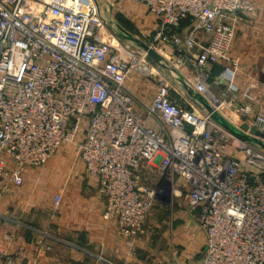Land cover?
Instances as JSON below:
<instances>
[{"label":"built area","instance_id":"2783aa9c","mask_svg":"<svg viewBox=\"0 0 264 264\" xmlns=\"http://www.w3.org/2000/svg\"><path fill=\"white\" fill-rule=\"evenodd\" d=\"M121 1L146 8L156 21L153 49L177 68L191 62L192 87L240 136L173 96L164 79L149 100L135 96L138 55L104 21L117 1L103 9L99 0H0V193L72 147L74 163L97 182L103 218L116 220L130 245L145 234L154 204L170 203L204 235L200 264H264V110L255 106L263 86L254 80L241 90L231 58L239 17L254 16L255 3ZM219 63L226 87L218 95L209 76ZM61 202L56 195V209ZM38 247L50 250L41 240Z\"/></svg>","mask_w":264,"mask_h":264},{"label":"crops","instance_id":"0c3cea01","mask_svg":"<svg viewBox=\"0 0 264 264\" xmlns=\"http://www.w3.org/2000/svg\"><path fill=\"white\" fill-rule=\"evenodd\" d=\"M114 1L118 8L132 6L130 12L139 7L146 9L141 5L134 8L135 4L127 1ZM253 2L257 7L256 14L239 17L231 58L239 61L236 84L241 90L254 80L263 86L255 106L264 110V0ZM188 25V20L183 21L181 29L185 30ZM154 27L156 29V24ZM225 65L216 64L210 71L209 83L216 87L218 94L226 87L219 81ZM182 69L187 72L184 78L192 86L195 77L192 63L188 62ZM133 89L136 90L135 85ZM182 100L188 106L194 104L187 93ZM60 156L62 154H57L48 166L27 170L20 188L11 193H0V252L3 250L12 257L14 264H200L204 235L188 211L182 209L176 215V226L170 233L169 251L173 249L174 256L147 262L132 254L119 223L103 218L105 204L97 197L95 178H89L82 166L73 172L70 155L66 161ZM58 168L62 175L55 177ZM158 177L157 173H152L154 180ZM58 194L62 195V202L56 209L54 197ZM49 200L48 207L46 202ZM7 236L11 240H7ZM40 240L43 246L50 247L49 251L38 252ZM138 248L144 251L142 239L137 241ZM0 264H4L1 255Z\"/></svg>","mask_w":264,"mask_h":264},{"label":"rangeland","instance_id":"374dc122","mask_svg":"<svg viewBox=\"0 0 264 264\" xmlns=\"http://www.w3.org/2000/svg\"><path fill=\"white\" fill-rule=\"evenodd\" d=\"M99 1L101 7L105 9L107 6V0H99ZM131 7L132 6H130L129 9L124 7L123 8L116 7V9L110 11V13H107L106 15L108 16L109 14V17L116 22V26L117 28H119V31H122L127 34V36L125 35L123 38L120 39L117 38V39L123 42L125 48L135 50V52L138 55L137 61L140 62L138 65V69L133 71L132 77L130 79V83L132 82L131 88L135 96L145 102L146 100L149 99L148 97L149 93H151V91L158 85L160 80L164 79L170 85V89L173 96L178 97L182 100V97L185 96L186 91L181 86L179 79L177 77L171 76L167 70L152 65L147 60V57H144V54L146 55V53L142 49L137 47L136 44L131 40L132 38H137L141 42L153 48L151 44L155 30L154 26L156 24V22L153 21L154 19L152 18V15L146 9L144 10L139 7V9L137 8V10L130 12V10L133 9ZM133 7L136 8L138 6L135 5ZM168 62L171 65H173L172 62L170 61ZM142 67H146L148 70L142 71L141 69ZM173 67L177 69L178 74H181L182 76L186 75L187 72H185L182 68L181 69L177 68L174 65ZM133 85L136 86V90L133 89ZM212 91L218 94L215 86H212ZM227 122L232 126L233 129H237L234 123H231L229 121ZM253 130H255V128H253ZM233 136L236 139H238V137H236L234 134ZM233 140L234 139H232V141ZM230 152L235 153V155H237L243 160L246 158L244 153H242L240 150L234 147L230 149ZM59 154H62V156H60L59 158L64 161H66V157L70 155L69 156L71 157L70 170H73V172L76 170V168L80 166L83 167V165L81 163H78L77 161L76 164L74 163L76 152L72 147H65L58 153V155ZM53 160L54 159H52L47 164V166ZM73 163L74 165H72ZM73 166L74 168L72 169ZM56 171L57 172L55 174V177L61 174L60 173L61 168H58V170ZM49 203L50 200L46 202V205L48 207H49ZM181 211L183 210L177 204H170V203L154 204L147 220V224L145 227V234L138 239V240L142 239L144 251H141V249L139 248L137 249L138 240H136L134 244L131 245L132 254L139 255L140 258H143L147 262L153 261L152 263L157 262L158 258H161L162 256L166 258H170V255L174 256L175 254L174 250L171 249L170 250L171 253L169 251V241L172 240L170 239V233L172 232V229L176 226L175 217ZM144 242L146 244V247L144 246ZM128 243L130 242L128 241Z\"/></svg>","mask_w":264,"mask_h":264},{"label":"water","instance_id":"95a60500","mask_svg":"<svg viewBox=\"0 0 264 264\" xmlns=\"http://www.w3.org/2000/svg\"><path fill=\"white\" fill-rule=\"evenodd\" d=\"M105 23L107 26L114 32L117 38H123L126 33L119 31V28L116 26V22L109 18H104ZM137 47L142 49L146 53L147 60L154 66L163 68L169 72V74L173 77H177L180 81L181 86L185 89L188 97L192 100V102L200 107L204 108L206 111L209 112L211 120L216 123L217 125L221 126L222 128H225L235 136H240L235 129L232 128V126L218 113L215 112L211 106L208 104V102L205 100V98L196 92L194 88L189 84V82L182 76L181 74H178V71L176 68H174L158 51L151 48L147 44L141 42L137 38L131 39ZM244 128H248V125H244Z\"/></svg>","mask_w":264,"mask_h":264},{"label":"bare ground","instance_id":"6f19581e","mask_svg":"<svg viewBox=\"0 0 264 264\" xmlns=\"http://www.w3.org/2000/svg\"><path fill=\"white\" fill-rule=\"evenodd\" d=\"M111 40H112L113 44L117 45L118 41L115 38H112ZM141 69H142V71L148 70L146 67H142Z\"/></svg>","mask_w":264,"mask_h":264},{"label":"trees","instance_id":"16d2710c","mask_svg":"<svg viewBox=\"0 0 264 264\" xmlns=\"http://www.w3.org/2000/svg\"><path fill=\"white\" fill-rule=\"evenodd\" d=\"M214 66H216V65H213L212 67L214 68Z\"/></svg>","mask_w":264,"mask_h":264}]
</instances>
